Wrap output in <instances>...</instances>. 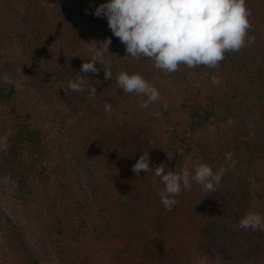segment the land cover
Here are the masks:
<instances>
[{
    "label": "trees",
    "instance_id": "obj_1",
    "mask_svg": "<svg viewBox=\"0 0 264 264\" xmlns=\"http://www.w3.org/2000/svg\"><path fill=\"white\" fill-rule=\"evenodd\" d=\"M105 2L0 0V41L17 64L46 70L53 83L63 79L58 90L66 89L70 94L63 95L70 99L61 109L72 114L68 122L73 135L67 139L69 134H64L61 149L54 134L38 121L34 101L16 87L15 80L0 74V130H11L8 149L0 157V173L14 182L13 196L20 214L34 229L36 246L34 253L13 224L0 215V253L4 252L5 264H42L40 255L47 254L61 264H198L201 254L209 257V264H264V232L239 226L249 212L264 215V0H246L252 11L249 35H255V43L238 53H227L218 69H195L207 79L183 88V112L173 107L167 93L164 99L165 91L158 84L161 75L132 57L108 50L96 65L98 75L80 73L92 51L106 40L103 29H108L106 18L85 10L94 12ZM104 64L111 67L112 79H104ZM121 71L140 73L159 90L160 99L142 108L146 97L124 93L116 84ZM10 72L16 77L14 69ZM77 73L89 79L85 91L68 87ZM213 75L220 78L219 85L211 83ZM91 86L96 87L94 98L89 96ZM106 102L112 105L111 116L104 112ZM101 113L102 125L119 113L132 118L129 125L135 129L131 132L144 131L136 135V141L148 142L152 166L164 163L166 170L187 168L194 174L197 165L206 163L215 171L227 167V152L237 162L215 192L206 193L193 182L191 191L176 197L179 203L171 211L160 202L157 193L163 185L154 180V172L145 176L154 180L149 197H158L157 216L172 218L177 246L166 249L167 262L164 257L148 263L126 257L146 253L138 241L136 229L141 226L136 221L124 223L114 218L103 225L96 219L90 193L96 181L86 180L79 139L74 135H90L88 120L100 128ZM230 118L235 123L230 125ZM95 138L100 142L99 136ZM91 163L95 162L89 160L88 166L95 169L97 165ZM105 173L109 171L105 169ZM123 200L128 212H139L138 197L129 191ZM127 219H132L129 214ZM150 235L155 241L157 231ZM121 236L130 241L127 252L117 251L111 244Z\"/></svg>",
    "mask_w": 264,
    "mask_h": 264
},
{
    "label": "clouds",
    "instance_id": "obj_2",
    "mask_svg": "<svg viewBox=\"0 0 264 264\" xmlns=\"http://www.w3.org/2000/svg\"><path fill=\"white\" fill-rule=\"evenodd\" d=\"M92 14L106 18L113 36L124 45L127 56L139 60L146 58L154 62V67L164 73H174L181 67L197 69L204 66L218 69L227 53H238L251 47L256 40L249 35L252 30L251 9L246 0H106L99 4ZM111 38L101 42V47L92 51L87 62L81 66L80 73L99 74L96 67L108 54ZM104 79H112L111 67L104 64ZM76 74L69 82L72 91H85L89 80ZM116 84L124 93L146 97L140 106L144 109L160 99L159 90L140 73L119 72ZM211 83L219 85L218 76H211ZM89 96L97 95L96 87L88 88ZM166 108L167 105H164ZM104 112L111 116V103H105ZM228 123H235L231 118ZM169 159H171L169 157ZM227 167L217 170L201 163L194 174L187 168L179 172L169 171L164 163L150 166L148 152L142 153L132 165V171L140 176L141 171L154 172L163 187L157 193L163 207L171 211L179 201L176 199L183 191H191L193 182L204 192H215L229 168H235L233 153H225ZM242 229L264 232V215L247 213L239 222ZM198 264H209V257L201 254Z\"/></svg>",
    "mask_w": 264,
    "mask_h": 264
},
{
    "label": "rangeland",
    "instance_id": "obj_3",
    "mask_svg": "<svg viewBox=\"0 0 264 264\" xmlns=\"http://www.w3.org/2000/svg\"><path fill=\"white\" fill-rule=\"evenodd\" d=\"M86 1L94 3L96 0ZM103 32L106 35V39L111 38L112 41L108 50H113L120 56L127 57L124 45L118 38L113 36L111 30L105 28ZM138 61L153 67L161 75L158 77V84L165 91L164 99L166 100L167 93L171 98L169 100L173 102V107L181 112H183V88L186 84L199 83L207 79L205 75L195 69L181 68L179 71L169 74L156 69L152 60L142 57ZM8 66L15 70L14 74L16 77H12L11 69L9 71L7 69ZM0 74L6 80H15L16 87L27 95L30 101H34V109L37 112L38 121L46 130L54 134L60 143L61 149H63L64 134H69L67 139H72L73 137L69 130L71 124L68 122L72 114L63 113L61 109L64 107L63 104L70 99V96L63 95L67 93L66 89H63L65 91L61 93L58 90L63 79L53 83L49 78V72L46 70H42L33 64L31 66L17 64L12 59L3 41H0ZM100 111L102 110L100 109ZM100 115V128H94L93 121L88 120L89 126L86 131H89L90 135H81L79 138L76 134L74 135L75 139H79L78 143L81 149L79 153L81 158L80 165L82 166L81 169L83 168L86 180L90 183L96 181V186L91 184L92 189L90 191L96 219L103 225L108 224L114 218L124 223L136 221L135 224H140L141 226L140 229H136L138 238L140 236L138 241L141 246L144 245L143 249L146 253L138 256L126 255V257L128 259L132 258L137 262L140 260L142 262L146 261V263L150 260L157 261L159 258L164 257V261L167 262L166 249L176 248L177 246L176 239L173 237L175 233L171 231L172 218L171 216L166 218H163L162 215L157 216L158 197H152V194L149 197V191H152L154 180L149 181L147 179L149 176L145 178L146 175L150 174V171L148 173L141 171L140 176H136L132 171V165L142 153L148 152L150 166L154 162L148 142L139 141L138 139L136 141V135L144 133V131L138 130L136 131L137 133L134 132L133 134L131 131L135 128L129 125L132 118L129 115H125V113L116 114L113 120L106 122L104 125H102L103 114L101 113ZM10 133V127L5 132L0 130V157L8 149ZM93 134L95 137H100V142L96 141ZM148 137L151 140L152 137L149 135ZM141 138L144 139L142 135ZM113 151L116 152V156ZM89 160L95 162L91 163L97 165L95 169H92L91 165L90 167L88 166ZM105 169L109 171L108 174L105 173ZM13 190L14 182L12 179L7 174L0 173V215L13 224L27 246L36 253L34 229L27 218L20 214L18 201L13 196ZM129 191L132 195L138 197L139 204H141L139 212L132 211L130 213L124 206L127 202L123 198L126 194H129ZM140 198H143V200ZM128 214L132 219H127ZM155 217L157 219H154ZM154 231H157V238L152 242L149 237L151 232ZM129 242V240L121 236L113 238L111 244L117 251L127 252L130 250ZM40 256L42 264H61L52 254ZM0 264H5L4 252L0 253ZM139 264L141 263L139 262Z\"/></svg>",
    "mask_w": 264,
    "mask_h": 264
}]
</instances>
